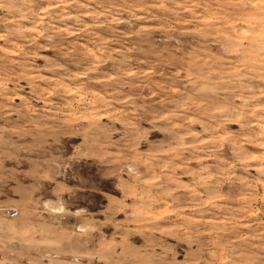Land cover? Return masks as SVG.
Returning a JSON list of instances; mask_svg holds the SVG:
<instances>
[{
    "label": "rangeland",
    "instance_id": "374dc122",
    "mask_svg": "<svg viewBox=\"0 0 264 264\" xmlns=\"http://www.w3.org/2000/svg\"><path fill=\"white\" fill-rule=\"evenodd\" d=\"M0 264H264V0H0Z\"/></svg>",
    "mask_w": 264,
    "mask_h": 264
},
{
    "label": "built area",
    "instance_id": "2783aa9c",
    "mask_svg": "<svg viewBox=\"0 0 264 264\" xmlns=\"http://www.w3.org/2000/svg\"><path fill=\"white\" fill-rule=\"evenodd\" d=\"M16 214H17V211H12V212L10 213L11 216H16Z\"/></svg>",
    "mask_w": 264,
    "mask_h": 264
}]
</instances>
